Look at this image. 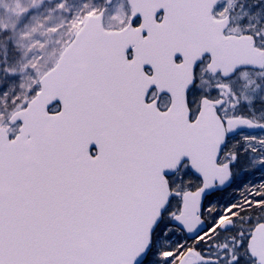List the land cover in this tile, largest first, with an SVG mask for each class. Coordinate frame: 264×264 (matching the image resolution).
I'll use <instances>...</instances> for the list:
<instances>
[{
  "label": "snow or ice",
  "instance_id": "6c2138e0",
  "mask_svg": "<svg viewBox=\"0 0 264 264\" xmlns=\"http://www.w3.org/2000/svg\"><path fill=\"white\" fill-rule=\"evenodd\" d=\"M50 7L0 28V264H264V0Z\"/></svg>",
  "mask_w": 264,
  "mask_h": 264
},
{
  "label": "rangeland",
  "instance_id": "374dc122",
  "mask_svg": "<svg viewBox=\"0 0 264 264\" xmlns=\"http://www.w3.org/2000/svg\"><path fill=\"white\" fill-rule=\"evenodd\" d=\"M50 4L51 0L48 3L45 0H0V9L3 10L0 11V28L9 29L13 42L22 53L41 47L36 36L47 37L48 30L42 25L53 19L55 9ZM13 9L16 10L15 15L12 14ZM22 19L25 29L23 32L17 29Z\"/></svg>",
  "mask_w": 264,
  "mask_h": 264
}]
</instances>
